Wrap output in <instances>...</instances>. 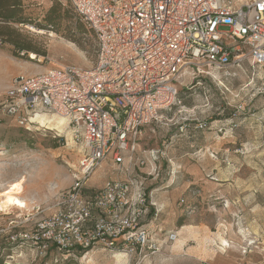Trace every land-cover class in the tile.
I'll return each mask as SVG.
<instances>
[{"label":"rangeland","instance_id":"374dc122","mask_svg":"<svg viewBox=\"0 0 264 264\" xmlns=\"http://www.w3.org/2000/svg\"><path fill=\"white\" fill-rule=\"evenodd\" d=\"M21 2L23 15L34 22L43 23L57 2L72 9L67 0ZM64 17L60 34L35 23H0L8 28L0 29L8 35L7 42L0 38V100L20 74L64 65L92 67L94 35L76 32L72 12ZM16 45L30 50H21L18 58ZM230 72V78L221 73L195 80L188 76L180 89L187 113L174 110L143 129L136 156L145 165L136 174L147 177L165 228V234L153 231L159 251H145L144 264H264V69L247 60ZM198 121L207 126L197 128ZM34 122L28 131L0 116V205L19 181L23 192L17 197L26 204L0 206V264H127L124 256L102 248L87 254L56 251L45 259L37 258L38 250L28 243L6 242L10 235L34 233L51 217L85 153L66 120L38 111ZM122 171L107 159L90 178L88 190L122 179ZM171 232L178 233L175 243L166 242Z\"/></svg>","mask_w":264,"mask_h":264},{"label":"built area","instance_id":"2783aa9c","mask_svg":"<svg viewBox=\"0 0 264 264\" xmlns=\"http://www.w3.org/2000/svg\"><path fill=\"white\" fill-rule=\"evenodd\" d=\"M67 1L95 37L92 67L64 65L14 77L0 116L28 131L38 111L62 117L85 153L51 217L34 233L6 242L28 243L37 258L53 246L66 253L102 248L127 264H144L145 251H159L152 234L164 233V221L147 177L136 174L145 165L136 156L143 129L174 110L187 113L180 89L188 76L230 78L247 60L264 69V0ZM206 126L198 121L197 128ZM107 159L123 167L124 177L89 191ZM178 238L171 232L166 242Z\"/></svg>","mask_w":264,"mask_h":264},{"label":"trees","instance_id":"16d2710c","mask_svg":"<svg viewBox=\"0 0 264 264\" xmlns=\"http://www.w3.org/2000/svg\"><path fill=\"white\" fill-rule=\"evenodd\" d=\"M22 0H0V23L4 25H10V24H34L41 30H50L57 34L63 33L62 27H63V20L65 19L64 15H69L71 12L73 13V16H75L78 20L77 26H76V32L79 34H87L88 31L91 35H93L92 31L86 26L84 19L77 14L75 9L71 7L72 9L66 8L63 9L61 2H57L56 6H52L44 15V22H34L32 19H29L23 15L22 12ZM62 11L64 14H62ZM1 30L8 29L6 27H0ZM0 30V38L1 41L7 42L8 40L6 37L8 36L4 31ZM18 49V54L15 56L18 58H21L19 53L21 50H30L29 48H25L23 46L16 45ZM181 96V93H180ZM182 98V96H181ZM183 99V98H182ZM179 226L183 225V221L180 220L178 222ZM165 234V228L164 233ZM3 248V246H2ZM4 249V248H3ZM57 249L53 246L48 251L45 259H47L52 254L56 253ZM79 251V253L87 254L91 250H76ZM76 251H72L70 253H75ZM66 253V252H65ZM67 253V254H70Z\"/></svg>","mask_w":264,"mask_h":264},{"label":"bare ground","instance_id":"6f19581e","mask_svg":"<svg viewBox=\"0 0 264 264\" xmlns=\"http://www.w3.org/2000/svg\"><path fill=\"white\" fill-rule=\"evenodd\" d=\"M60 118H62V117H60ZM62 119H64V118H62ZM61 125H63V124H61ZM22 192H23V181L22 182L19 181L16 183L14 182V184L12 183V187H11L10 191L3 195L4 200L2 201V203L0 205L1 209L2 208L5 209L8 207H14V206L18 207V208H24L26 206V204L24 203L23 200H21V199H19V197H17L18 195L22 194Z\"/></svg>","mask_w":264,"mask_h":264},{"label":"crops","instance_id":"0c3cea01","mask_svg":"<svg viewBox=\"0 0 264 264\" xmlns=\"http://www.w3.org/2000/svg\"><path fill=\"white\" fill-rule=\"evenodd\" d=\"M32 74H35V73H29L28 75H32Z\"/></svg>","mask_w":264,"mask_h":264}]
</instances>
